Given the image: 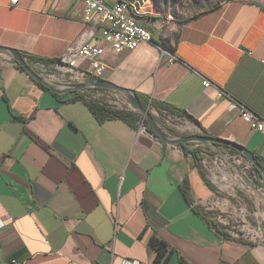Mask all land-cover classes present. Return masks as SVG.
I'll use <instances>...</instances> for the list:
<instances>
[{
  "label": "crops",
  "instance_id": "0c3cea01",
  "mask_svg": "<svg viewBox=\"0 0 264 264\" xmlns=\"http://www.w3.org/2000/svg\"><path fill=\"white\" fill-rule=\"evenodd\" d=\"M104 1L127 3L154 42L115 54L102 29L84 22L81 0H0V46L58 60L90 36L105 46L104 80L185 111L181 132L150 109L170 139L207 135L264 160V135L238 108L264 117V0H224L164 27L154 0ZM163 50L177 59L167 63ZM76 93H55L0 51V264H155L154 238L169 247L166 264H264V229L250 241L196 212L218 223L209 213L217 194L195 156L210 144L162 142L136 121L100 122Z\"/></svg>",
  "mask_w": 264,
  "mask_h": 264
},
{
  "label": "built area",
  "instance_id": "2783aa9c",
  "mask_svg": "<svg viewBox=\"0 0 264 264\" xmlns=\"http://www.w3.org/2000/svg\"><path fill=\"white\" fill-rule=\"evenodd\" d=\"M17 1V0H14ZM84 5V22L91 24L93 27H100L103 34L104 44L110 46L115 54H121L126 51H134L141 45L146 43H153L154 37L151 30L139 25L135 19L129 14L130 6L125 2H119L112 6L106 4L104 0H81ZM175 16L167 14L163 16L161 26L174 22ZM90 36L85 37L82 44L78 46H71L63 57L58 61L52 63V66H47L48 69L37 70L43 81L50 85L54 90H76V92H93L96 87L88 84L85 88L78 90V87L87 84L90 80L104 79L105 73L109 65L104 62L105 46L103 44H90ZM167 54V55H166ZM166 58L167 63L174 62L176 56L163 50V58ZM82 60L86 66L80 71L79 61ZM40 64V63H39ZM34 65V64H32ZM45 65V64H44ZM55 69L57 73H50V69ZM70 73L71 77H64L65 74ZM205 88L213 86L209 80L204 81ZM98 97H107L112 104L121 109H128L140 113L135 109L130 100H123L116 92L106 90L104 92H96ZM112 97V98H111ZM218 97H230L227 93L219 91ZM115 98V100H113ZM121 104L125 105L120 106ZM239 114L241 118L247 122L251 128L264 135V117L254 113L244 103H238ZM141 114V113H140ZM138 126L140 131H145V116L141 114ZM179 122L182 119H178ZM177 139V138H174ZM210 153H214L216 157L212 160V166L208 170L210 182L219 190L227 188V185H220L223 182L228 183L229 179L234 181L235 188L245 191L253 186L252 179L248 176L249 168L255 169L251 163L242 153H235L226 146L210 144L208 147L203 148L202 155L205 158L204 166L208 169L207 159ZM228 166H227V165ZM234 166V167H233ZM237 168V170H236ZM207 175V178H208ZM217 190V189H216ZM219 195V191H217ZM118 228V225H117ZM250 234H244L241 237L257 242L263 238V230H250ZM11 264H19L13 262Z\"/></svg>",
  "mask_w": 264,
  "mask_h": 264
},
{
  "label": "rangeland",
  "instance_id": "374dc122",
  "mask_svg": "<svg viewBox=\"0 0 264 264\" xmlns=\"http://www.w3.org/2000/svg\"><path fill=\"white\" fill-rule=\"evenodd\" d=\"M223 2L224 0H154V3L162 9L164 14H173L176 22H184L213 7H220ZM119 105L125 106L121 102ZM171 124L184 132L185 129L176 122H171ZM215 157L214 153H210L207 159L209 167L206 169L207 175ZM248 174L254 187L251 186L245 191L235 188L232 179H229L228 183L220 184L221 186L227 185L226 189L216 188L219 191V195H216L219 206H214L209 213L227 230L229 235L242 236L250 234V230L264 229V180L253 168H249ZM209 179L208 175L207 180Z\"/></svg>",
  "mask_w": 264,
  "mask_h": 264
},
{
  "label": "trees",
  "instance_id": "16d2710c",
  "mask_svg": "<svg viewBox=\"0 0 264 264\" xmlns=\"http://www.w3.org/2000/svg\"><path fill=\"white\" fill-rule=\"evenodd\" d=\"M219 7H213L207 11L204 12H208V11H212L215 10ZM202 12V13H204ZM201 14V13H200ZM199 15V14H197ZM195 15V16H197ZM193 16V17H195ZM19 54L25 58L29 63H33V64H37V63H42L45 65H50L51 63H54L58 60H49V59H45V58H41V57H36L27 53H24L22 51H18ZM106 91L105 89H101V88H96L93 90V92H77L76 95L74 96L73 100H81L83 101L88 109L90 110V112L96 117V119L100 122H104L106 120H123V121H127V122H133L136 121V123L139 121L140 116H142L140 113L134 112L132 110H128V109H121L116 107L114 104H112L110 102V100L107 97H98L96 95V92H104ZM137 97L139 99V102L141 103V105L148 109L151 112V108H154L158 111L159 115L165 119L167 122H169L171 124V122H179V118H184L185 117V111H182L172 105H169L167 103H162V102H158L155 100H150L148 97H145L144 95L141 94H137ZM152 117L155 119V116L152 114ZM145 124L146 125H150V122L147 118H145ZM171 131H174L173 129H169ZM221 146V145H220ZM229 148V147H227ZM231 149L233 152L235 153H239L238 151ZM203 152V150L201 151ZM197 153V152H196ZM195 153L196 156V160H197V164L200 165V169L203 173V176L205 177V180L207 182V184L210 186V188L217 193V190L215 188L214 185H212L210 183L209 180H207V173H206V169L204 167L203 162V157H199L197 154ZM258 162L260 163V165L263 167L264 169V160L256 157ZM255 170L259 173V171L255 168ZM260 174V173H259ZM183 192L186 198H188V188L187 186L183 187ZM196 212L199 213L204 219H206L209 224H211L217 231H220L222 229H224V227L222 225H220L219 223H217L216 221L212 220L211 217H209L208 214L203 213V211L198 207L196 209ZM151 246L153 248V250L155 251V264H166L168 258H169V254H168V246L165 242L159 240V239H152L151 240ZM183 264H187L184 263Z\"/></svg>",
  "mask_w": 264,
  "mask_h": 264
},
{
  "label": "water",
  "instance_id": "95a60500",
  "mask_svg": "<svg viewBox=\"0 0 264 264\" xmlns=\"http://www.w3.org/2000/svg\"><path fill=\"white\" fill-rule=\"evenodd\" d=\"M0 51H5V52H8L9 54H11L12 57L15 59V61L21 67H23V69H25V71L35 81L42 83V84H45L47 86H50V85L46 84L43 81L42 77H40L39 74L37 73V70H43V71L47 70L48 67L46 65L39 64V63L31 65L28 63V61L25 58H23L19 54V52L17 50L12 49V48L0 46ZM88 84H91L92 86H94L96 88L110 90V91L118 92V93H124L128 97V99L130 100L132 105L135 107V109L137 111H139L141 114H143L149 120L153 131L156 133V136L160 141L174 143V144H184L186 142H203V143H208V144H213V145H221V146H226V147L232 148V149L242 153L251 163H253L254 167L259 171L261 178L264 180V169H263V167L258 162L255 154L252 151H249L248 149H246L245 147L238 145L236 143L227 141V140H223V139H219V138H215V137H210L207 135H199V134L177 137V139H174V138L170 139L167 135H165L157 127V125L155 124L154 118L152 117V114L150 113V111L148 109L144 108L141 105L135 91L119 87V86H117V85H115L109 81H106L104 79L90 80L87 84H83V85L79 86L78 90L85 88ZM53 91L55 93H58V94H66L70 91L74 92L76 90L57 91V90L53 89Z\"/></svg>",
  "mask_w": 264,
  "mask_h": 264
}]
</instances>
